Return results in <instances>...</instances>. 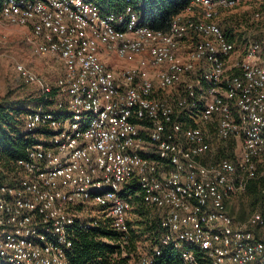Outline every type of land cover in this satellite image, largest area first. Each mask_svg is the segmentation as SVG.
Segmentation results:
<instances>
[{
  "label": "built area",
  "instance_id": "1",
  "mask_svg": "<svg viewBox=\"0 0 264 264\" xmlns=\"http://www.w3.org/2000/svg\"><path fill=\"white\" fill-rule=\"evenodd\" d=\"M245 3L264 16V0H191L155 30L143 0H120L118 10L100 0H0L1 19L27 28L35 52L60 65L53 81L12 66L42 102L20 116L32 140L24 156L0 166V264H72L77 228L102 226L114 238L101 241L117 244L133 184L161 235L122 264H156L167 246L184 264H264L255 234L264 203L243 222L227 208L264 177V36L230 60L235 43L220 26ZM111 52L128 64L108 66ZM184 76L178 95H159ZM227 140L233 156L216 158L213 144Z\"/></svg>",
  "mask_w": 264,
  "mask_h": 264
},
{
  "label": "trees",
  "instance_id": "2",
  "mask_svg": "<svg viewBox=\"0 0 264 264\" xmlns=\"http://www.w3.org/2000/svg\"><path fill=\"white\" fill-rule=\"evenodd\" d=\"M191 0H143L144 21L150 28L164 30L168 27L171 18L184 9ZM105 10H118L120 0H100ZM253 9V8H252ZM230 16L220 20V26L229 40L235 42V30L230 25ZM42 102V97H38L37 105ZM46 104H49L46 102ZM24 102L2 103L0 102V166L9 170L10 163L19 157L24 156L25 148L31 144L32 140L27 137L22 126L20 116L25 112ZM235 142L227 140L224 146L218 150L216 158H231L234 153ZM2 180V175H0ZM136 185L127 187L124 196L130 195L137 207H140V199L136 193ZM251 198L253 206L251 212L264 203V177L250 180L243 191ZM141 202V201H140ZM257 203V204H256ZM139 205V206H138ZM143 208V207H141ZM143 220L138 221L147 239L153 241L159 239L161 229L159 226V216L147 215L145 211H140ZM264 218V209L262 211ZM258 230V229H257ZM260 230V229H259ZM257 237L264 240V228L261 232H256ZM114 233L102 226L83 230L77 228L73 241L72 264H122L126 258L121 257L118 246L101 241L102 237L113 239ZM156 264H184L171 246L163 249L162 253L156 257Z\"/></svg>",
  "mask_w": 264,
  "mask_h": 264
},
{
  "label": "rangeland",
  "instance_id": "3",
  "mask_svg": "<svg viewBox=\"0 0 264 264\" xmlns=\"http://www.w3.org/2000/svg\"><path fill=\"white\" fill-rule=\"evenodd\" d=\"M226 16H230V25L235 30L234 35L236 38L234 42L235 50L231 56H240L245 43L264 36V16L255 17L253 4L238 5L232 10L226 11L222 15V19ZM29 37L30 34L27 28L10 25L0 17V102H24L25 107L36 108L39 106L37 105L38 92L36 88L23 83L15 75L12 69L13 63L22 62L50 81H53L60 74V65L53 57L37 54L34 45L29 41ZM104 62L114 68L128 64L117 57L115 52H111L110 57ZM178 86H182V83L180 85L176 83L172 87L166 88L163 93L169 97L178 95ZM224 143V141H218L213 144L215 157L218 150L224 146ZM131 202L133 210L130 215V228L123 239L114 244L120 249V256L126 259L149 253L152 246L158 241V239L156 241H153L152 238L147 239L146 234L141 235L143 228L138 225V221L143 220L140 211H145L147 215L157 216L155 210L144 206L140 201H138L140 207H137L134 201ZM228 205L234 211L235 221L238 222L246 220L253 206H255L252 205L249 195L243 192L235 195ZM257 231L261 232L262 229H256Z\"/></svg>",
  "mask_w": 264,
  "mask_h": 264
},
{
  "label": "crops",
  "instance_id": "4",
  "mask_svg": "<svg viewBox=\"0 0 264 264\" xmlns=\"http://www.w3.org/2000/svg\"><path fill=\"white\" fill-rule=\"evenodd\" d=\"M182 45H185V43H183ZM184 50H185V47L182 46V47L180 48V52L182 53ZM236 57H237V56L232 55V56L230 57V60H234ZM108 58H109V57H108ZM184 81H186V77H185V76H184V77H180L179 81L177 82V85H180V84L182 83V86H183ZM182 86H178L177 88L180 89ZM162 94H163V91H160L159 95H162ZM228 204H230V201L227 203V205H228ZM227 208H228V212L230 213V215L234 218V215H233L234 211L230 209V206H229V205L227 206ZM234 219H235V218H234Z\"/></svg>",
  "mask_w": 264,
  "mask_h": 264
}]
</instances>
